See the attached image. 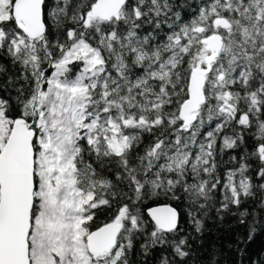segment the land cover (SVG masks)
Wrapping results in <instances>:
<instances>
[{
    "label": "snow or ice",
    "instance_id": "6c2138e0",
    "mask_svg": "<svg viewBox=\"0 0 264 264\" xmlns=\"http://www.w3.org/2000/svg\"><path fill=\"white\" fill-rule=\"evenodd\" d=\"M192 3L0 0V264H197L213 209L264 228V0ZM161 195L192 232L145 219Z\"/></svg>",
    "mask_w": 264,
    "mask_h": 264
},
{
    "label": "trees",
    "instance_id": "16d2710c",
    "mask_svg": "<svg viewBox=\"0 0 264 264\" xmlns=\"http://www.w3.org/2000/svg\"><path fill=\"white\" fill-rule=\"evenodd\" d=\"M189 2L192 6L182 10L184 20H189L191 18L193 10L196 7V4L192 3V0H189ZM165 31L167 30L165 29ZM161 38H163V34H161ZM0 63L5 65L8 69L6 73L0 75V84H3L6 82L7 75L14 70L11 69L10 62L7 58H0ZM148 139V136L145 135V142H147ZM224 159H227V155ZM215 195L218 200L219 193ZM163 204L175 206L181 214L180 227L184 229L185 232H192L193 229L188 216V205L183 199L175 200L163 195L146 198L140 206L141 211L145 214V219L148 218L147 212L150 208ZM244 207H247L251 212L252 207H254L253 202L251 200L247 201ZM235 210L234 208L233 211ZM241 210H243V208ZM110 215V211L106 209L97 212L95 223L103 224ZM204 224V232L201 237L203 245L193 244V247L197 249V264L206 261L207 253L210 249L215 250L219 264H264V228L258 229L255 238L251 242L245 240L244 243L237 245V241L246 236L247 223L240 224L237 218L232 215H226L224 220L220 221L216 218V213L213 209L210 211L208 218L205 219ZM94 227L95 225H93V228ZM138 244L139 242H137V250L132 254L134 264H138L140 260ZM154 257L151 259L150 264H156Z\"/></svg>",
    "mask_w": 264,
    "mask_h": 264
},
{
    "label": "water",
    "instance_id": "95a60500",
    "mask_svg": "<svg viewBox=\"0 0 264 264\" xmlns=\"http://www.w3.org/2000/svg\"><path fill=\"white\" fill-rule=\"evenodd\" d=\"M164 205H170L171 207L175 208L177 210V212L180 214V211L175 206H173L171 204L157 205V206H154V207H159V206H164ZM154 207H152V208H154ZM180 217H181V214H180Z\"/></svg>",
    "mask_w": 264,
    "mask_h": 264
}]
</instances>
